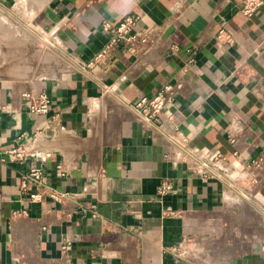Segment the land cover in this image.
Wrapping results in <instances>:
<instances>
[{"label": "crops", "instance_id": "1", "mask_svg": "<svg viewBox=\"0 0 264 264\" xmlns=\"http://www.w3.org/2000/svg\"><path fill=\"white\" fill-rule=\"evenodd\" d=\"M127 16L157 41L95 59L102 23ZM263 47L264 4L246 16L236 0H0V264H264V170L250 183L244 166L264 157ZM167 84L188 145L222 155L229 181L166 160L172 124L137 118ZM28 91L46 92L47 114L30 113ZM22 146L45 157L11 153ZM38 167L41 182L26 177ZM187 238L198 253L179 260Z\"/></svg>", "mask_w": 264, "mask_h": 264}, {"label": "built area", "instance_id": "2", "mask_svg": "<svg viewBox=\"0 0 264 264\" xmlns=\"http://www.w3.org/2000/svg\"><path fill=\"white\" fill-rule=\"evenodd\" d=\"M236 1L239 4L242 14L246 16L253 15L264 4V0ZM137 21V16H127L117 24L104 21L102 27L109 35V38L102 50L95 56V59H103L118 45H123L130 54L135 56L144 53L150 45L157 41L160 35V29L156 26H149L142 31H134ZM217 37L218 39L224 37L226 41H230L229 34H225L222 30L219 31ZM262 51L264 53V47L262 48ZM178 88V85L167 84L151 97H140L133 105L137 118L143 123L160 126L161 117L164 115L167 121L172 124V127L169 130H162V137L167 145V152L165 154L166 160L184 163L188 172L197 174L204 179L219 176L229 181L230 175L223 176L221 174L222 167H220V165L223 160L222 155L219 153H211V156L206 159L201 150L188 145L185 136L181 133L178 125L175 123V115L172 111V106L174 105ZM22 98L29 103V111L31 114H47L50 110L49 98L44 91L24 92L22 93ZM11 153L19 159H24L32 155H39L40 158L45 157V154L38 153L35 148L30 146L17 147L16 149H13ZM232 155L234 158L237 156L236 152H233ZM244 166L248 173L250 183H255L257 182V178L252 175V171L253 169L264 170V157L258 156L251 158L244 164ZM231 168H234L232 164L230 166V169ZM26 177L41 182L43 179L42 168L38 167L31 169ZM262 178L264 179V173L262 174ZM229 184L232 185L231 182ZM22 186L24 187L26 184L22 182ZM169 188V185H165L162 186L160 190L163 191ZM50 196L54 199H62L67 197V193L53 190L50 193ZM29 197L30 200L37 201L41 198V195L34 192L30 193ZM69 247V241L61 244V248L64 250ZM172 251L177 259L188 260L192 254H196L197 249L193 239L187 238L173 247Z\"/></svg>", "mask_w": 264, "mask_h": 264}]
</instances>
